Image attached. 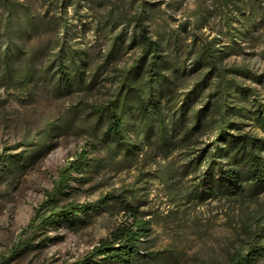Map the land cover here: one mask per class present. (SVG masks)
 Masks as SVG:
<instances>
[{"label":"rangeland","instance_id":"374dc122","mask_svg":"<svg viewBox=\"0 0 264 264\" xmlns=\"http://www.w3.org/2000/svg\"><path fill=\"white\" fill-rule=\"evenodd\" d=\"M138 13L147 16V35L163 40L161 54L171 64L164 73L177 100L206 71L190 69L195 47L213 37L223 51L219 64L264 77V0H0V44L8 39L19 49L7 70L0 67V264L79 260L128 217L126 203L149 220L135 264H229L249 244L264 247V193L186 202L174 198L180 184L167 185L163 172L168 161L180 165L185 152L167 160L141 143L135 125L140 145L131 152L100 140L106 119L98 109L139 55L131 43ZM69 53L82 76L66 83L57 59ZM252 85L264 101L260 85ZM82 149L87 166L72 172L61 203L112 200L73 227L25 230L59 168Z\"/></svg>","mask_w":264,"mask_h":264},{"label":"trees","instance_id":"16d2710c","mask_svg":"<svg viewBox=\"0 0 264 264\" xmlns=\"http://www.w3.org/2000/svg\"><path fill=\"white\" fill-rule=\"evenodd\" d=\"M145 20L147 16L141 13L133 17L131 43L137 46L139 55L121 75L111 98L98 109L106 119L100 140L131 152L140 145L134 143L131 134L135 125L141 143L159 150L167 160L176 151L185 152L180 165L176 167L168 161L163 172L167 185L180 184L174 190V198L186 202L264 193V101H259L258 89L252 85H260L264 93V77L240 66L219 64L223 51L214 47L217 39L213 37L195 47L190 69L207 68L206 71L177 100L173 78L164 73L171 64L161 54L163 40L147 35ZM122 42L123 37L115 39V44ZM18 52L8 39L2 38L0 67L7 70ZM57 60L60 79L70 83L69 75L81 78L75 54L59 56ZM68 66L70 72L64 70ZM209 80L211 89L201 101L199 96L209 87ZM204 135L209 136L207 141L200 140ZM85 166L87 151L82 149L59 168L52 188L35 207L25 230L61 224L73 227L83 222V217L108 205L112 200L109 195L91 203H61L68 182L73 179L72 172ZM131 206L126 203L128 217L107 237L101 238L83 258L69 264L138 262L143 256L141 249L149 232V220L137 216ZM258 260H264V247L249 244L246 251L231 254L229 264H254Z\"/></svg>","mask_w":264,"mask_h":264}]
</instances>
